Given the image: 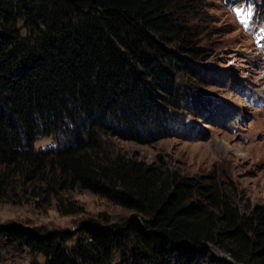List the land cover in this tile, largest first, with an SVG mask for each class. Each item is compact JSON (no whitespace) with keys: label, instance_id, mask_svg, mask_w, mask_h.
Returning a JSON list of instances; mask_svg holds the SVG:
<instances>
[{"label":"trees","instance_id":"16d2710c","mask_svg":"<svg viewBox=\"0 0 264 264\" xmlns=\"http://www.w3.org/2000/svg\"><path fill=\"white\" fill-rule=\"evenodd\" d=\"M201 9L199 0H0V184L26 176L54 199L80 188L133 213L75 234L0 224V264L26 253L43 264H264V205L108 154L100 140L189 131L180 112L193 104L214 113L191 89L180 93L188 58L202 57ZM46 137L55 144L35 151Z\"/></svg>","mask_w":264,"mask_h":264},{"label":"rangeland","instance_id":"374dc122","mask_svg":"<svg viewBox=\"0 0 264 264\" xmlns=\"http://www.w3.org/2000/svg\"><path fill=\"white\" fill-rule=\"evenodd\" d=\"M199 1L201 18L195 26L202 57L188 58L190 73L180 83V93L191 89L195 97L211 102L214 113L193 104L180 112L189 131L178 124V135L151 136L155 129H150L145 142L110 134H101L100 140L108 154L162 166L203 184L216 181L242 207L264 205V0ZM54 144L53 137H46L33 149ZM48 173L53 176L50 169ZM58 194L54 199L39 180L11 176L0 184V224L75 234L84 222L122 223L133 215L80 188ZM59 204L62 212L76 213L63 215ZM43 263L42 256L26 253L10 264Z\"/></svg>","mask_w":264,"mask_h":264},{"label":"water","instance_id":"95a60500","mask_svg":"<svg viewBox=\"0 0 264 264\" xmlns=\"http://www.w3.org/2000/svg\"><path fill=\"white\" fill-rule=\"evenodd\" d=\"M219 253H220V256H221L222 258H224L225 260H227V261H232V258H231V257H227V256H225L221 251H219Z\"/></svg>","mask_w":264,"mask_h":264}]
</instances>
